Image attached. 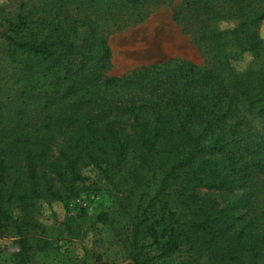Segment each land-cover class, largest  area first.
Here are the masks:
<instances>
[{
	"label": "trees",
	"instance_id": "trees-1",
	"mask_svg": "<svg viewBox=\"0 0 264 264\" xmlns=\"http://www.w3.org/2000/svg\"><path fill=\"white\" fill-rule=\"evenodd\" d=\"M114 1L145 0H38L2 36L20 86L14 127L0 133V239L16 238L13 264L50 251L42 204L78 197L89 172L129 216L125 264L182 251L180 264L264 263V40L252 32L264 15L203 30L206 67L170 59L114 77L101 28L70 15ZM243 54L260 65L235 71Z\"/></svg>",
	"mask_w": 264,
	"mask_h": 264
},
{
	"label": "rangeland",
	"instance_id": "rangeland-1",
	"mask_svg": "<svg viewBox=\"0 0 264 264\" xmlns=\"http://www.w3.org/2000/svg\"><path fill=\"white\" fill-rule=\"evenodd\" d=\"M37 1L0 0V133L14 127L20 93V86L16 85L14 72L5 57L2 36L9 25ZM189 1L145 0L137 10L121 1H114L107 8L73 7L70 15L90 17L101 28L112 52L107 75L114 77H126L140 67L170 59L206 67L210 57L197 42L203 30L214 27L220 31H231L253 14L264 15V0H218L209 10L190 6ZM252 32L264 40V19L252 27ZM259 65L248 54H243L232 67L242 72ZM85 175L89 189L78 197L66 204H42L38 220L45 231L43 236L52 242V247L37 257L36 264L127 262L128 252L123 248V240L125 227L130 223L129 216L123 215L111 186L100 181L95 172ZM169 206L175 211L176 201H171ZM177 213L180 218L178 209ZM100 214H107L106 223L97 221ZM16 249V238L0 239V264H13L12 254ZM151 253L158 255L155 248ZM184 258L182 251L154 264H180ZM239 264L251 263L243 260Z\"/></svg>",
	"mask_w": 264,
	"mask_h": 264
}]
</instances>
